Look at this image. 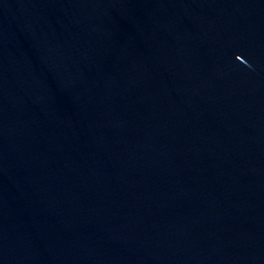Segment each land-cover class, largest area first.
Here are the masks:
<instances>
[{
    "label": "water",
    "instance_id": "water-1",
    "mask_svg": "<svg viewBox=\"0 0 264 264\" xmlns=\"http://www.w3.org/2000/svg\"><path fill=\"white\" fill-rule=\"evenodd\" d=\"M0 264H264V0H0Z\"/></svg>",
    "mask_w": 264,
    "mask_h": 264
}]
</instances>
